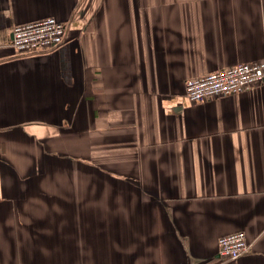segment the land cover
Masks as SVG:
<instances>
[{
	"label": "crops",
	"instance_id": "obj_1",
	"mask_svg": "<svg viewBox=\"0 0 264 264\" xmlns=\"http://www.w3.org/2000/svg\"><path fill=\"white\" fill-rule=\"evenodd\" d=\"M45 17L62 44L16 54ZM260 61L264 0H0V264H264V83L184 91Z\"/></svg>",
	"mask_w": 264,
	"mask_h": 264
},
{
	"label": "built area",
	"instance_id": "obj_2",
	"mask_svg": "<svg viewBox=\"0 0 264 264\" xmlns=\"http://www.w3.org/2000/svg\"><path fill=\"white\" fill-rule=\"evenodd\" d=\"M65 29L66 25L54 17L15 24L11 29L10 45L20 55L51 51L62 44ZM263 83L264 61L238 63L188 78L184 91L188 100L201 103L214 96L237 94ZM250 247L243 231L222 236L218 239V258L220 261L236 260Z\"/></svg>",
	"mask_w": 264,
	"mask_h": 264
}]
</instances>
